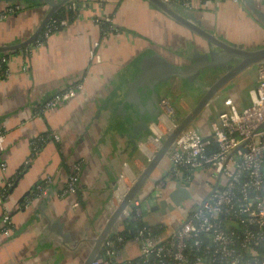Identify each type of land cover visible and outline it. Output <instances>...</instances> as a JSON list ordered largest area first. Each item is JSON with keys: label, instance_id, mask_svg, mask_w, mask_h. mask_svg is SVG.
Listing matches in <instances>:
<instances>
[{"label": "crops", "instance_id": "0c3cea01", "mask_svg": "<svg viewBox=\"0 0 264 264\" xmlns=\"http://www.w3.org/2000/svg\"><path fill=\"white\" fill-rule=\"evenodd\" d=\"M141 1L138 8L142 17L148 11L157 18L145 23L144 17L140 18L142 32L136 27L124 28L117 15L113 22L119 32L107 31L102 37V29L92 22L93 13L98 11L96 6L82 5L77 9L78 17L45 43L37 38L21 49L0 53V57L9 56L0 74V219L6 214L11 230L9 236L0 235V264H81L108 215L118 206L117 203L113 209L108 208L121 171H125L131 186V180L140 174L157 149L155 144L145 141L151 133L145 124L154 117L150 96L155 93L157 101L172 98L177 83L186 90L183 79L170 76L154 85V92L147 86L138 87L139 63L158 55L174 66L183 67L189 57L180 53H206V47L199 38ZM240 2V5H213L210 11L193 17L216 36L244 44L242 40L232 41L224 36L231 26L240 25L241 16L249 20L252 15ZM133 3L128 0L126 7ZM11 4L14 3L0 0V14ZM15 4L20 8L0 20V47L28 39L48 10L44 4L36 7L26 2ZM214 10L219 24L229 25L226 29L213 28L210 13ZM263 42L264 37L257 40L255 48L262 47ZM96 54L100 63L94 60ZM222 72L218 68L196 80L200 82L197 87L201 93ZM240 75L228 83L227 89L235 87L242 97ZM250 80L248 88L254 83V79ZM76 85L74 92L58 105L51 109L44 107L62 91ZM129 85L136 86L140 107ZM193 100L196 101L190 98V103ZM189 105L182 107L187 109ZM242 108L240 105L239 109ZM214 113L211 107H206L195 122L203 133L207 132ZM53 134L58 136V142ZM143 144L149 156L139 153ZM163 160L169 168L167 159ZM75 162L82 164L80 190L77 196L61 197L69 168ZM164 168L158 166L151 177L166 179L169 169L163 174ZM204 178L200 174L189 187L194 182L204 184ZM36 187L40 190L34 191ZM153 190L154 183L148 181L135 198L145 200ZM33 193L36 194L32 196ZM75 201L77 207H73ZM189 203L190 200L184 202L181 210L188 208ZM194 206L172 221L176 212L163 216L152 212V207H143L141 216L150 226L164 227L162 236L171 235ZM122 227L123 224L116 229ZM123 251L124 259H133L137 246L130 242L121 249V255Z\"/></svg>", "mask_w": 264, "mask_h": 264}, {"label": "built area", "instance_id": "2783aa9c", "mask_svg": "<svg viewBox=\"0 0 264 264\" xmlns=\"http://www.w3.org/2000/svg\"><path fill=\"white\" fill-rule=\"evenodd\" d=\"M162 1L190 16L210 11L213 5L241 4L239 0ZM261 1L264 4V0ZM73 4L79 11L80 0ZM19 8V5H9L0 14V20ZM105 8L93 13L92 22L99 27L105 24L107 29L102 32L117 34L118 28ZM67 24L65 21V26ZM55 28L56 25L48 21L38 37L39 42L45 43ZM8 59V55H3L0 63L5 64ZM94 60L100 63V56L94 55ZM252 68L255 78L248 91L249 106L236 109L230 99H225V111L209 121L207 132L203 133L197 127V120L185 128L165 156L169 163L167 178L157 180L150 196L145 200L134 198L126 210V214H132L133 220H136L141 216L143 207L150 208L158 204L166 194L165 189L172 183L179 181L182 185L191 184L193 179L204 174L205 195L189 216L171 235L165 236L152 235L150 229H143L131 238L124 239L115 235L120 230L113 228L90 264H264V62ZM76 87L71 86L62 91L44 107L51 109L58 105ZM182 104L190 105L186 109ZM194 104L183 99L172 102L169 98H161L158 101L157 123L148 124L152 134L150 137L156 134V129L157 140L161 145L165 136L163 131L169 133L174 129ZM52 137L54 141H59L56 134ZM81 167L80 162L70 166L66 183L60 192L61 197L77 196ZM39 190L40 187H36V191ZM77 206L78 202L75 201L73 207ZM223 219L237 221L245 230L239 235L233 231L227 232L222 227ZM10 234V222L4 214L0 219V235ZM130 242L137 246V255L133 259H124L121 249Z\"/></svg>", "mask_w": 264, "mask_h": 264}, {"label": "water", "instance_id": "95a60500", "mask_svg": "<svg viewBox=\"0 0 264 264\" xmlns=\"http://www.w3.org/2000/svg\"><path fill=\"white\" fill-rule=\"evenodd\" d=\"M2 1V0H1ZM10 3L24 2L25 0H3ZM32 3H41L48 7L46 14L36 28L35 32L25 41L12 46L0 47V53H9L21 49L33 41H35L43 31L44 26L51 17L66 3L72 0H27ZM152 9L162 14L164 17L172 21L177 26L189 31L191 34L199 38L206 47V53L194 51L188 64L183 67L174 66L158 55L144 58L139 63L138 87L147 86L150 92H154V85L163 82L167 77H179L188 82H194L206 73H214L218 68L222 69L213 83L203 88L201 96L196 100L193 108L179 120L174 129L162 138L160 147L152 156L150 162L132 181L131 186L123 193L118 206L108 215L107 221L97 237L92 241V246L81 264H90L94 257L99 253L105 239L111 230L116 226L120 217L129 208L132 200L136 197L143 185L151 181L155 183L157 180L151 176L156 170L158 164L165 158L174 141L179 134L195 122L204 112L211 98L220 90L225 88L235 77L243 72L250 70L253 66L264 62V46L257 47L252 50L244 45L230 43L227 40L216 36L211 31L201 25L193 16L182 13L178 7L165 3L162 0H144ZM249 13L264 25V11L259 9L253 0H249L246 5ZM132 97L139 105V98L136 86L129 85ZM150 105L155 117L148 123H144L148 128L149 123L156 124L159 116L157 95L153 93ZM134 103V102H133ZM149 129V128H148ZM136 143L134 144L135 149ZM189 184L182 185L176 181L165 189L166 194L159 200L158 204L152 207V212H159L161 215L173 214L181 210L184 202L191 199Z\"/></svg>", "mask_w": 264, "mask_h": 264}, {"label": "rangeland", "instance_id": "374dc122", "mask_svg": "<svg viewBox=\"0 0 264 264\" xmlns=\"http://www.w3.org/2000/svg\"><path fill=\"white\" fill-rule=\"evenodd\" d=\"M77 1H79V0H76L75 2H77ZM131 1H132V3L134 2L133 3L134 5H130V6L126 7V5L128 3V0H87V1L80 0V7L82 8V5L86 6V7H90L91 4L97 3L95 5L98 7V11H101V10H104V8L107 6L105 8L106 13L111 15L112 19L115 16L119 15V19L123 20L124 28H127V30H132V29L134 30V27H136L137 30L141 31V28H140L141 25L139 26V24L141 23L140 22V18H143L144 15L142 17L141 8H138V6L141 7L142 1L141 0H131ZM241 1H242L244 6L247 5L248 2H249V0H241ZM254 3L257 4L256 6L259 7V9L264 11L261 8V7H264V4H262L261 0H256V1H254ZM146 5H148V4H146ZM125 7H126V12L123 13ZM7 8H9V6H6L4 9L6 10ZM215 11L216 10L211 11V13H210L211 14L210 20L212 22L213 28H217V29H219V31H220V29L222 30V28L226 29V27L229 26V25L227 23L226 24L225 23L224 24H222V23L219 24L220 19H219L218 16H216V12ZM145 14L146 15L144 17V23L147 20L154 21V22L157 20V18H155V16L152 15L150 12L145 11ZM241 17H240V21H239L240 25L231 26L230 29H229V32L226 31L224 36H228L230 38V40H232V41L242 40L244 42V44H241V43H238V42H233V43L234 44H238V45H244L246 48L252 50V49L255 48V46H257L256 45L257 40H260V38L264 37V25L259 20H257L255 17H253L252 15L249 18V20H246L243 17L242 18ZM220 26H221V28H220ZM244 36H246V38H244ZM161 38L162 37H160V39ZM261 46H264V42H263V45H261ZM176 54H178V53L176 52ZM192 54H193V51H189L187 53H183V52L180 53V55H183V56L186 55L189 58H191ZM248 74L246 72H243L240 75V77H241L240 81L241 82H239V86H240V89L242 91V97H239L238 91H237V89L235 87H233V88L230 87V88L227 89V86H226V88H223L224 90L222 89L223 90L222 92L220 90L219 92H217L211 98V100L207 104V107H211L214 110V112H215L214 113V117H213L214 119H216L217 116L221 112L225 111V108L223 107V101L225 99H230L232 104H233V107L236 108V109H239L240 105H243L244 107L249 106L250 101H249L248 91L253 85L248 88V86H249L248 84L251 83V80H250L251 78L252 79L255 78V70L252 68L251 70L248 71ZM249 77H251V78H249ZM178 85L179 84L177 83L176 86L173 87V92L176 95L173 96L172 98H170V100L172 102H173V100L180 101L183 96L188 97L186 95L185 91H183V88L180 89V86H178ZM187 92L195 100H197L202 94L201 91L198 88L197 89H193L192 91H191V89H188ZM193 102L195 103L196 101L193 100ZM167 134H168V132L163 131V136L167 135ZM151 135L152 134H150V136ZM155 138L157 139V136H155ZM147 140L148 139H146L145 141H147ZM135 149H137V146H135ZM156 151H157V149H154L153 153L155 154ZM125 165H126V163H124V166ZM158 166H159L160 169L163 168V166L165 167L162 170L163 174L167 171V169H169L168 168V164L163 159L160 161ZM121 174H122V171H121L120 175ZM128 187H130V183H129ZM189 188H190V193H191V199H190V203H189L190 206H188V208H186L184 211H182V210H180L181 212L177 211L176 214H174L172 216L171 221L175 220V218L177 216H179V214L180 215L182 214V216H184L188 212L189 208L192 205L194 206L195 204H198L203 199V197L205 195V192H206V187H204L203 183L199 184L197 182H194V184H192V186L189 187ZM127 217H128V215H126V212H125L120 217V219L118 221V222H121V221L122 222L119 223L118 225H116L114 228H119L123 224L124 220ZM122 256H124V251L122 252Z\"/></svg>", "mask_w": 264, "mask_h": 264}, {"label": "trees", "instance_id": "16d2710c", "mask_svg": "<svg viewBox=\"0 0 264 264\" xmlns=\"http://www.w3.org/2000/svg\"><path fill=\"white\" fill-rule=\"evenodd\" d=\"M75 1L76 0H72L68 3H66L49 20V24L56 25V28L53 31L54 33L65 27V21L70 22L77 15V7L75 6V4H73V3H76ZM25 2L31 3V5H33L35 7L41 5V3H39V2L38 3H32V2L27 1V0H25ZM11 5H17V4L14 3ZM73 5H74V7H73ZM100 28L102 30H106L107 26L105 24H102L100 26ZM118 32H119V30H118ZM40 36H41V34H40ZM101 36L105 37V31L101 32ZM4 67H5L4 64L0 63V72H2L4 70ZM182 83H183V87L185 90L191 89V91L193 89H197L198 84H200L199 81H194V82L190 83L187 80H182ZM187 90L185 91L186 95L188 96L187 98H192V96L187 92ZM164 98H167V97H164ZM174 101L175 100H173V102ZM153 118L155 119V117H153ZM34 191H36V189ZM132 216L133 215L130 214L124 220L122 229L115 235H119V236L123 237L124 239H129L132 237V235H136L137 231H140L143 229H150V232L152 235H159V236L162 235V233L164 231V227H160L159 225L150 226L143 220L142 216H139L136 220H133ZM232 222H234V223H232ZM232 224H234V225H232ZM222 227L227 232L233 231L236 235H239L243 230H245V227L241 224H238L237 221L224 220V219L222 220ZM111 235H114V234H111ZM261 248H263V247H261ZM261 250L262 249H259V251H261ZM243 253H245V252L243 251Z\"/></svg>", "mask_w": 264, "mask_h": 264}, {"label": "bare ground", "instance_id": "6f19581e", "mask_svg": "<svg viewBox=\"0 0 264 264\" xmlns=\"http://www.w3.org/2000/svg\"><path fill=\"white\" fill-rule=\"evenodd\" d=\"M183 100L189 101V99L187 97H186V99H183ZM156 134H158V133H156ZM156 134H155V136H156ZM155 136L150 137L148 139L147 143L150 142L152 144H155L156 145V148L158 149L160 147V144L158 143V140L155 138ZM146 144H143V145L140 146V148H139L140 149V152L139 153L145 154V155L149 156V153H148L147 149L145 148ZM148 158H149L148 161L145 162L146 165L150 162V160H151L152 157L149 156ZM146 165H145V167H146ZM127 181L128 180L126 178V173L123 170L122 175L118 179L117 187L114 189V193H113V196L111 198V200L113 199L112 202L110 200V204L108 206L109 210L113 209L117 205V203L119 204V202H120V200L122 198V195H123L125 189L128 188V185L130 183V181L129 182H127ZM132 181L133 180H131V182ZM113 205H114V207H113Z\"/></svg>", "mask_w": 264, "mask_h": 264}]
</instances>
